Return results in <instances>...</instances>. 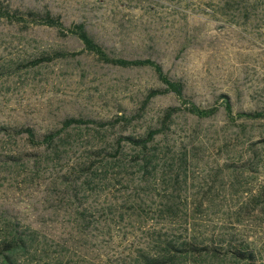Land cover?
Masks as SVG:
<instances>
[{
  "label": "rangeland",
  "instance_id": "1",
  "mask_svg": "<svg viewBox=\"0 0 264 264\" xmlns=\"http://www.w3.org/2000/svg\"><path fill=\"white\" fill-rule=\"evenodd\" d=\"M4 8L82 22L111 55L156 61L190 103L218 109L176 112L150 142L158 156L145 172L144 150L119 138L144 135L180 105L170 91L142 105L165 88L156 72L87 52L32 65L83 44L0 18V126L41 136L67 117L130 118L72 125L51 146L0 131V245L10 243L0 264H246L228 250L242 244L264 264V117L232 122L221 104L226 95L233 111L264 108V0H0ZM190 243L203 249L179 251Z\"/></svg>",
  "mask_w": 264,
  "mask_h": 264
},
{
  "label": "trees",
  "instance_id": "2",
  "mask_svg": "<svg viewBox=\"0 0 264 264\" xmlns=\"http://www.w3.org/2000/svg\"><path fill=\"white\" fill-rule=\"evenodd\" d=\"M0 18H5L6 20L11 22L21 23L24 26H27L28 24H32V25H46L49 27H55L60 35L76 36L78 39L81 40L83 44V48L79 51L53 50L50 53H43L29 61V63L32 65H36L44 62L45 63L50 62L55 59L71 58L82 52H87L93 54L97 58V60L103 63L116 65L120 67L148 66L151 67L156 72L158 79L165 85V88L149 89V91L145 95V98L142 101V105L148 103L149 100L155 97L156 95H160L169 91L173 92L176 95V97L180 102V105L169 106L168 108H166L163 112V116L161 118L159 126L148 129L144 135L137 137L128 134V135H122L119 138V141H125L130 145H132L133 147H137L144 150L145 153L142 159L144 161L143 168L145 169V172H149V173L152 172V170L155 168L153 166H155V162L157 161V156H158L157 151L155 149L149 150L150 142L154 139V137L157 134L163 133L169 129L173 115L176 112L180 110H184L199 118H204L214 115L218 109L216 103L207 107H201L193 103H190L184 97L183 83L181 81L173 80L170 77H168V75L162 70L160 64H158L156 61L150 58L130 59V58L111 55L93 38V36H91L88 33L82 22L73 23L69 26H65L58 16L52 15L49 11L35 12L32 10H28L26 12H21L18 10L11 11L6 8L0 9ZM221 98H222L221 104L225 110L226 117L229 121L233 122L237 119H258L264 117V108L253 111H233L232 105L228 97L226 95H221ZM129 119L125 116H118L112 120L100 121L91 118L67 117L61 122V127L59 129L46 132L41 136H37L34 130L32 129V127L30 126L11 128L1 125L0 131L6 132L7 134H9L10 132L16 134L25 133L28 142L32 146H37V145L51 146L55 138L59 136L63 130L67 129L72 125H92L97 128H104V127H112L116 123L122 120L128 121ZM261 141L264 143V138H262ZM133 160L136 159L134 158ZM16 240H19L21 245L25 244L24 239L21 237H17V239L15 238V242ZM7 246H10V243H5V245L4 244L0 245V254L2 253L4 254L5 252L4 256L6 257V260L10 261L8 259L9 258L8 255H6L7 252L3 250V248H6ZM202 249L203 247H200L195 243H190L186 248L183 247L179 249V251H189V250L199 251ZM166 250L167 252L164 254L165 257L170 255L169 257L174 258L176 256V253H172L169 249ZM228 250L231 252L232 254L231 256L236 260H245L247 261L246 264H255V259H256L255 253L253 249H251L246 244H242L240 246H230ZM162 261L163 262L166 261L165 258H163ZM152 262L155 263L156 261H152ZM12 264H16V263L12 262Z\"/></svg>",
  "mask_w": 264,
  "mask_h": 264
}]
</instances>
